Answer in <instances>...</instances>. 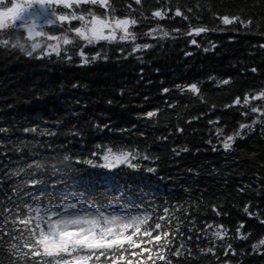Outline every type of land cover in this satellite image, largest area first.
<instances>
[{
  "label": "trees",
  "instance_id": "obj_1",
  "mask_svg": "<svg viewBox=\"0 0 264 264\" xmlns=\"http://www.w3.org/2000/svg\"><path fill=\"white\" fill-rule=\"evenodd\" d=\"M111 2L116 15L130 14L139 21L131 32L137 34L136 42L152 48L132 52L130 40L100 41L85 51L89 57L101 51L108 59L88 64H83L76 48L71 47L67 53L71 61L63 51L60 57L53 54L38 59L0 49V128L8 129L0 133V212L10 208L14 219L17 206L30 203V195L51 193L64 186L92 198L110 199L123 193L154 214L164 215L163 209L169 208L171 224L163 230L175 236L171 251L184 244L179 257H169L173 264H224L225 260L264 264V248L256 252L251 248L264 238V134L257 125L255 134L237 137L230 149L223 147L225 136L253 118L242 116L248 111L243 105H224L236 96L243 98L245 93L264 89V48L260 47L264 45V0ZM177 6L189 15L192 27L214 30L187 36L189 21L174 16ZM169 7L172 12L165 18L153 17L155 10L167 12ZM187 8L193 12L187 13ZM213 12L240 14L243 19L251 16L254 23L248 28L239 23L226 26L213 18ZM161 26L170 33L167 38L159 31L145 35L150 28ZM177 28L179 33L174 32ZM193 38L199 46L191 43ZM228 77L232 83L223 85L221 81ZM76 83L81 86L73 88ZM191 83H197L199 94L187 89ZM164 88L169 91L165 93ZM258 105L264 106V101L253 102V106ZM157 109L155 116L147 117V112ZM217 117L221 118L218 124L209 123ZM104 124L110 127L104 129ZM24 128L37 130L26 133ZM216 128H224V135L218 137ZM101 146L113 151L138 147L141 153L147 147L149 156L159 160L137 157L133 163L140 167L135 169L127 165L102 169L88 164V160H95L91 153ZM33 161L45 165L36 175L44 184L30 186L23 176L8 175ZM97 163H103L102 159ZM149 167L156 171L148 172ZM213 204L220 214L213 210ZM245 206L259 215L249 216ZM3 219L0 216V223ZM241 224L244 227L237 232ZM219 225L223 229L216 227ZM217 231H224L225 236H214ZM16 235L13 231L12 236ZM241 235L248 238L241 239ZM3 243L22 241L9 236ZM229 243L237 254L229 251L225 257ZM209 247L215 249L214 254L207 252ZM0 264H9L3 247Z\"/></svg>",
  "mask_w": 264,
  "mask_h": 264
},
{
  "label": "snow or ice",
  "instance_id": "obj_2",
  "mask_svg": "<svg viewBox=\"0 0 264 264\" xmlns=\"http://www.w3.org/2000/svg\"><path fill=\"white\" fill-rule=\"evenodd\" d=\"M134 2L137 5L141 4V0H134ZM97 7L101 9L100 12L96 11ZM127 7L131 9L132 5L128 4ZM208 10L211 11V5ZM116 12L117 9L111 0H0V49L9 54L18 51L29 58L35 56L38 59L51 57L53 54L60 57L63 51L66 59L71 61V55H67L71 47L76 48L78 56L82 58L81 62L88 64L101 58L108 59V56L101 51L95 52L91 57L85 51L87 46L100 41L112 42L117 38L120 41L130 40L134 44L132 52L153 47L147 43L136 42L137 34L131 32L130 27L139 23L137 19L132 18L130 14L120 17L116 15ZM171 12L172 9L169 7L167 12L157 9L152 15L163 19ZM186 12L192 13L193 8H187ZM174 16L189 21L190 31L186 33L189 37L200 36L214 30L207 26L192 27L189 15H186L179 6L175 8ZM213 18L226 26L239 23L248 28L254 23L251 16L243 19L240 14L220 15L219 12H213ZM196 19L199 20L200 17L196 16ZM74 21L77 22V26H73ZM47 26H58V34L52 35L45 32L43 29ZM21 30L26 33V36L21 34ZM157 31L163 38L170 35L162 26L157 29L150 28L145 35H153ZM174 32L179 33L180 29L177 28ZM117 33H121L119 37ZM45 37L52 42L43 43L42 40ZM191 43L199 46L195 38L191 39ZM209 43L213 49L216 48L215 43ZM260 47L264 48V45ZM204 50L208 51L207 48ZM120 51L123 54L124 49L121 48ZM186 54L191 55V53ZM251 71L255 73L257 69L252 68ZM221 83L228 85L232 83V78L223 79ZM80 86L79 83L72 85L73 88ZM186 87L192 92L200 93L197 83H191ZM163 91L167 93L169 89L164 88ZM254 101H264V89L255 94L245 93L243 98L236 96L231 104L224 105L225 108L243 105L248 111L242 112V116L253 117L248 123H240L239 128L231 135L225 136L224 149H230L237 137H245L249 133L255 134L257 125L260 132L264 134V106H253ZM108 103L111 104L112 101ZM212 107L215 108V105ZM158 111V109L155 112L150 111L146 115L151 118ZM198 118L195 117V119ZM220 119L217 117L215 121H209V123L218 124ZM96 127L99 129L100 125ZM109 127L108 124L103 125L104 129ZM36 130V128L23 129L26 133ZM7 131V128H0V133ZM178 131L183 132V129L179 128ZM49 134L56 135V133ZM216 134L218 137L223 136L224 128H216ZM161 139L166 140L167 137ZM208 143L211 144V140ZM183 150L187 151V149ZM91 155L95 160H88L87 163L102 169H118L121 165L139 168V163H133L137 157L144 160H159L158 156H149L147 147L145 152L141 153L138 147L131 150H125L122 147L118 151H113L111 147L104 149L101 146ZM64 159L68 160L69 157L65 156ZM101 159L103 163H97ZM44 167L45 165L41 162L33 161L26 168L18 169L8 175L23 176L26 184L30 186L42 185L44 181L37 179L36 175ZM33 168L37 169L36 173H33ZM147 171L155 172L156 168L149 167ZM56 183L64 184L65 182L55 181L54 184ZM12 191L16 192L17 189ZM240 191L243 192L244 189L241 188ZM29 200L30 203H24L22 208L17 206L14 219L11 218L12 209L5 207L3 212H0V216L4 217L3 222L0 223V247L5 249L9 264H173V260L169 257H179L181 249L184 248V244L181 243L175 251H171L175 236L171 234V231L163 230L171 224V220L167 219L169 208L163 209L164 215L154 214L142 206L125 204L123 193L119 197L113 195L110 199L92 198L87 193L73 192L69 187L64 186L51 193L41 192L39 195H30ZM117 204H124V207L114 206ZM196 207L198 208L199 205ZM211 207L220 214L217 205L213 204ZM178 208L182 209V206ZM244 211L249 216L259 215L249 211L247 206ZM261 223L264 224V220H261ZM192 224H195L194 218ZM9 225L12 227L9 228ZM207 227L213 226L207 225ZM216 227L223 229V225ZM243 227L244 225L241 224L237 232ZM13 231H16L18 235L12 236ZM213 235L223 238L225 232L217 231ZM9 236L13 241H22V243L5 245L3 241ZM240 238L248 237L241 235ZM181 239H183L182 235ZM191 239L192 237L189 236L188 240L191 241ZM251 248L253 252L264 248V238L252 244ZM187 251L191 252L190 249ZM200 251L203 252L204 249ZM229 251L233 256L237 254L231 243L224 249L225 257ZM207 252L214 254L215 249L209 247ZM224 264H231V262L225 260Z\"/></svg>",
  "mask_w": 264,
  "mask_h": 264
}]
</instances>
